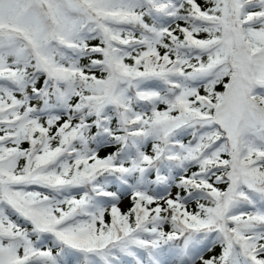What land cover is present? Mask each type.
Segmentation results:
<instances>
[{"label":"snow or ice","instance_id":"snow-or-ice-1","mask_svg":"<svg viewBox=\"0 0 264 264\" xmlns=\"http://www.w3.org/2000/svg\"><path fill=\"white\" fill-rule=\"evenodd\" d=\"M0 264H264V0H0Z\"/></svg>","mask_w":264,"mask_h":264}]
</instances>
